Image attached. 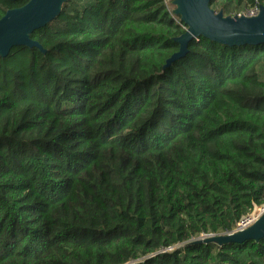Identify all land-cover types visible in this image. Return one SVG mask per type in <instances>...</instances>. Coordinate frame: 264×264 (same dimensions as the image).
<instances>
[{
  "label": "trees",
  "instance_id": "trees-1",
  "mask_svg": "<svg viewBox=\"0 0 264 264\" xmlns=\"http://www.w3.org/2000/svg\"><path fill=\"white\" fill-rule=\"evenodd\" d=\"M186 29L164 0H66L46 52L0 56V264H264V238L195 242L264 205V43L166 66Z\"/></svg>",
  "mask_w": 264,
  "mask_h": 264
},
{
  "label": "water",
  "instance_id": "water-1",
  "mask_svg": "<svg viewBox=\"0 0 264 264\" xmlns=\"http://www.w3.org/2000/svg\"><path fill=\"white\" fill-rule=\"evenodd\" d=\"M66 0H29L25 5L9 9L0 19V56L6 57L13 47H38L46 49L34 40L32 33L46 26L62 12ZM211 0H173L174 14L187 25L185 33L175 38L180 44L166 63L184 57L189 52V43L200 36L229 45H257L264 43V4L258 16H225L210 5ZM264 238V213L247 228L230 233L204 236L195 242L243 243L247 240L260 241Z\"/></svg>",
  "mask_w": 264,
  "mask_h": 264
},
{
  "label": "built area",
  "instance_id": "built-area-1",
  "mask_svg": "<svg viewBox=\"0 0 264 264\" xmlns=\"http://www.w3.org/2000/svg\"><path fill=\"white\" fill-rule=\"evenodd\" d=\"M165 4L167 5V7H175V5L173 4V0H164ZM261 10V4L260 3H255L253 5L250 6H245L242 9H240L239 11L235 12L233 15H237V16H246V17H255L258 16ZM256 207V206H255ZM254 207V209H255ZM260 209V212L258 215L252 216L251 212L254 210H252L250 213H248L246 216H244L242 218V220L238 223L237 227L235 230L237 229H242V228H247L250 225H252L257 218L264 213V205L258 206Z\"/></svg>",
  "mask_w": 264,
  "mask_h": 264
},
{
  "label": "rangeland",
  "instance_id": "rangeland-1",
  "mask_svg": "<svg viewBox=\"0 0 264 264\" xmlns=\"http://www.w3.org/2000/svg\"><path fill=\"white\" fill-rule=\"evenodd\" d=\"M174 8H175L174 6H173V7L171 6V7H169L168 9L171 10V11H174ZM240 9H242V8H239L237 11H239ZM237 11H236V12H237ZM234 13H235V12L230 13V14H228V15H233ZM228 15H225V16H228ZM252 212H253V211H252ZM252 212H251V213H252ZM201 238H202V237H201Z\"/></svg>",
  "mask_w": 264,
  "mask_h": 264
},
{
  "label": "bare ground",
  "instance_id": "bare-ground-1",
  "mask_svg": "<svg viewBox=\"0 0 264 264\" xmlns=\"http://www.w3.org/2000/svg\"><path fill=\"white\" fill-rule=\"evenodd\" d=\"M260 212L259 207H256L255 211L251 214L252 216L258 215Z\"/></svg>",
  "mask_w": 264,
  "mask_h": 264
}]
</instances>
